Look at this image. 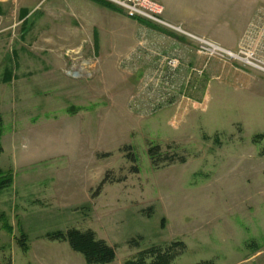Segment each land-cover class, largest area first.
I'll use <instances>...</instances> for the list:
<instances>
[{
	"label": "rangeland",
	"instance_id": "374dc122",
	"mask_svg": "<svg viewBox=\"0 0 264 264\" xmlns=\"http://www.w3.org/2000/svg\"><path fill=\"white\" fill-rule=\"evenodd\" d=\"M155 1L190 48L101 0H0V264H86L47 236L70 228L109 264H264V6L231 48ZM153 145L186 161L156 167Z\"/></svg>",
	"mask_w": 264,
	"mask_h": 264
},
{
	"label": "crops",
	"instance_id": "0c3cea01",
	"mask_svg": "<svg viewBox=\"0 0 264 264\" xmlns=\"http://www.w3.org/2000/svg\"><path fill=\"white\" fill-rule=\"evenodd\" d=\"M157 1L164 7L163 17L166 20L175 25L181 24L188 31L200 35H210L221 44L231 48H235L238 38L244 30L251 23L260 19L259 14L264 6V2H262L264 0H239L238 7L235 6L237 0ZM246 10L250 12L247 14ZM132 24L133 26H143L137 20H134ZM158 30H161L160 27L148 31L155 38L154 42L157 40L162 42L161 46H156L153 42L154 48H190L188 43H191L184 35L168 28L162 30L164 33ZM225 34L228 37H225Z\"/></svg>",
	"mask_w": 264,
	"mask_h": 264
},
{
	"label": "trees",
	"instance_id": "16d2710c",
	"mask_svg": "<svg viewBox=\"0 0 264 264\" xmlns=\"http://www.w3.org/2000/svg\"><path fill=\"white\" fill-rule=\"evenodd\" d=\"M101 3L114 8L116 11H122L119 7H115L108 2H104L101 0ZM148 24L146 21H143ZM150 25V23H149ZM262 136H256L255 139H258ZM149 157L154 166L159 167L163 163L164 165L173 164L175 162H185V157H175L168 153L162 151L160 145H153L148 149ZM133 160L136 162L137 157L133 154H130ZM134 171H139L138 166L134 167ZM14 176L12 170L2 171L0 170V192L13 184ZM100 189V188H99ZM3 217V227L5 230L11 232L12 226L8 223V220L5 219L4 214ZM25 236V234H24ZM49 238L64 240L69 243L71 248L79 253H81L86 261V264H109L112 263L116 259V248L115 246L107 243L106 240L98 238L95 231L92 229L80 230L77 228H70L67 231H56L50 232L47 234ZM135 242V240H132ZM177 243V242H176ZM25 244V242L23 243ZM135 243L134 245H136ZM26 245V244H25ZM181 245V244H179ZM149 252V251H148ZM152 252L151 256L152 260L148 263L145 257V254H141V256L134 260L130 259L125 262V264H174L175 253L170 249L159 250L157 248L150 250ZM199 264H210V261H204Z\"/></svg>",
	"mask_w": 264,
	"mask_h": 264
},
{
	"label": "built area",
	"instance_id": "2783aa9c",
	"mask_svg": "<svg viewBox=\"0 0 264 264\" xmlns=\"http://www.w3.org/2000/svg\"><path fill=\"white\" fill-rule=\"evenodd\" d=\"M108 1L114 4L115 6L119 7L120 9H122V11H124L129 17L143 19L168 29H171L173 27V25H171L169 22H165V20L159 17L162 6H160V4L155 0H108ZM198 39L204 46V49L207 48V50L214 51V48H217L214 45L213 46L209 45L208 42H206L201 38Z\"/></svg>",
	"mask_w": 264,
	"mask_h": 264
}]
</instances>
